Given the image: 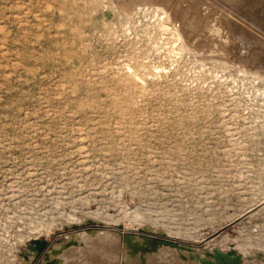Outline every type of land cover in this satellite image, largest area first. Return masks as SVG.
Segmentation results:
<instances>
[{"label": "rangeland", "instance_id": "rangeland-1", "mask_svg": "<svg viewBox=\"0 0 264 264\" xmlns=\"http://www.w3.org/2000/svg\"><path fill=\"white\" fill-rule=\"evenodd\" d=\"M228 1L0 0V264L89 229L264 251V0Z\"/></svg>", "mask_w": 264, "mask_h": 264}, {"label": "bare ground", "instance_id": "bare-ground-1", "mask_svg": "<svg viewBox=\"0 0 264 264\" xmlns=\"http://www.w3.org/2000/svg\"><path fill=\"white\" fill-rule=\"evenodd\" d=\"M180 11L182 18L186 19L188 10L184 8ZM189 22V27L196 26L192 18ZM147 231L143 227L139 230L140 234L119 232L116 229L70 232L68 241L48 247L39 257L38 264H264L262 249L237 252L229 246L209 247L170 242L149 237ZM157 237L162 238L159 235ZM24 255L30 258L26 252Z\"/></svg>", "mask_w": 264, "mask_h": 264}, {"label": "water", "instance_id": "water-1", "mask_svg": "<svg viewBox=\"0 0 264 264\" xmlns=\"http://www.w3.org/2000/svg\"><path fill=\"white\" fill-rule=\"evenodd\" d=\"M27 246L32 257L39 259V257L48 249L49 242L43 238H32L28 241ZM38 259L36 264H38Z\"/></svg>", "mask_w": 264, "mask_h": 264}]
</instances>
